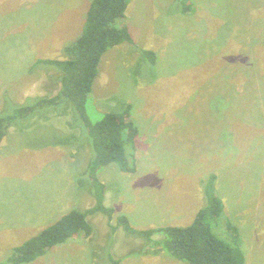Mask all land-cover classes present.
Segmentation results:
<instances>
[{"label":"rangeland","instance_id":"obj_1","mask_svg":"<svg viewBox=\"0 0 264 264\" xmlns=\"http://www.w3.org/2000/svg\"><path fill=\"white\" fill-rule=\"evenodd\" d=\"M92 1L0 0V114L8 103L59 93L60 74L38 60L67 59ZM120 23L134 43L104 55L87 109L94 123L132 104L137 172L106 167L99 177L112 219L89 215L91 238L28 264H185L117 219L136 230L186 227L213 174L219 227L231 220L246 264H264V0H130ZM59 106L12 126L0 145V263L63 215L96 206L91 140Z\"/></svg>","mask_w":264,"mask_h":264},{"label":"trees","instance_id":"obj_2","mask_svg":"<svg viewBox=\"0 0 264 264\" xmlns=\"http://www.w3.org/2000/svg\"><path fill=\"white\" fill-rule=\"evenodd\" d=\"M130 0H93L87 13L82 34L76 42L65 47L67 59L38 60V64L55 69L60 74L61 90L54 97L28 98L23 104L6 105L0 114V145L9 134V128L30 120L33 116L57 109L64 104L77 115L92 143L93 159L87 170L96 206L88 211L73 210L63 215L58 222L47 227L36 236L15 247L7 263L28 264L67 240L77 236L91 238L94 227L87 219L89 215L104 213L112 219L114 210L104 205L106 185L100 180L101 172L111 164L120 171L137 172L135 155L138 130L131 119L132 104L121 111L105 113L100 121L90 119L88 100L93 99V86L100 72L104 55L122 44H133L128 28L120 21L126 17ZM149 61L153 54L148 51ZM153 59V58H152ZM21 122V123H19ZM215 174L202 183L204 206L193 222L186 227L165 226L149 230L134 229L126 216L117 220V225L132 235L149 240L159 246L170 257L185 264H246L241 249V234L231 220L218 219L223 215L224 203L217 193ZM219 227L216 234L213 228ZM111 229L116 228L111 225ZM156 235H163V241H153ZM113 260V259H112ZM113 264L118 261L113 260Z\"/></svg>","mask_w":264,"mask_h":264}]
</instances>
